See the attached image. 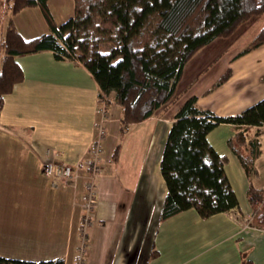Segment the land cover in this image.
<instances>
[{"label": "crops", "instance_id": "0c3cea01", "mask_svg": "<svg viewBox=\"0 0 264 264\" xmlns=\"http://www.w3.org/2000/svg\"><path fill=\"white\" fill-rule=\"evenodd\" d=\"M48 3L58 24L75 14V0ZM14 21L25 38L51 31L39 6L22 9ZM242 50L227 51L222 60L225 53L216 55L202 48L190 61L199 62L197 71L202 70L199 75L200 70H194L195 86L186 98L197 95L199 107L217 115L240 113L262 99L264 44ZM18 61L25 78L6 95L0 115V255L34 261L63 257L65 264H77L84 241L87 173L82 170L77 178L60 182L46 171V165L53 160L76 163L86 155L101 117V88L83 62L59 59L53 50L19 56ZM228 69L230 76L219 83ZM182 102L163 105L124 136L120 134L122 108L116 102L109 105L104 171L97 207L86 227V264H264V227L251 222L249 180L228 145L236 127L232 123L219 124L208 138L229 157L226 172L239 207L208 218L191 208L160 219L168 193L161 161L173 115ZM131 132L140 141L133 145L132 139L125 150L129 159L122 167L123 181L118 174L123 163L112 156ZM253 132L254 128L249 136ZM261 139L264 148V133ZM256 165L255 185L264 188V151Z\"/></svg>", "mask_w": 264, "mask_h": 264}, {"label": "trees", "instance_id": "16d2710c", "mask_svg": "<svg viewBox=\"0 0 264 264\" xmlns=\"http://www.w3.org/2000/svg\"><path fill=\"white\" fill-rule=\"evenodd\" d=\"M5 1L10 18L1 41L0 115L6 95L25 78L18 57L49 49L59 59L66 54L83 62L100 85V97L121 106V136L177 100L185 65L202 48L264 15V0H75V14L58 24L49 0ZM31 6L41 7L51 31L25 38L14 15ZM263 44L264 24L241 53ZM230 74L228 69L219 83ZM197 101V95L189 96L173 115L161 161L168 193L160 219L191 208L208 218L239 207L226 172L229 157L218 152L208 138L226 122L236 125L228 145L249 180L251 222L264 227V188L255 185L259 176L256 160L264 151V97L234 115H217L199 107ZM121 150L119 142L113 160L120 159ZM0 264H65V259L34 261L0 255Z\"/></svg>", "mask_w": 264, "mask_h": 264}, {"label": "built area", "instance_id": "2783aa9c", "mask_svg": "<svg viewBox=\"0 0 264 264\" xmlns=\"http://www.w3.org/2000/svg\"><path fill=\"white\" fill-rule=\"evenodd\" d=\"M62 59L71 60L66 54ZM74 60V59H73ZM102 115L96 123L97 134L83 158L76 162L51 161L46 165V171L60 182H67L77 178L82 170H86L87 178L85 183V214L83 217V244L79 247L77 264H86V252L88 237L86 227L91 222L94 211L97 207L98 182L104 171L103 167V140L108 133V110L106 104L100 107Z\"/></svg>", "mask_w": 264, "mask_h": 264}, {"label": "rangeland", "instance_id": "374dc122", "mask_svg": "<svg viewBox=\"0 0 264 264\" xmlns=\"http://www.w3.org/2000/svg\"><path fill=\"white\" fill-rule=\"evenodd\" d=\"M9 18H10V12L8 10L7 3L5 0H0V53L2 51L1 41L4 37L5 27H6V24H7ZM263 21H264V15L262 17L253 18V19L243 23L232 36H230V37H217L212 42H210L208 45H206L204 47V49H210V50L214 51L212 53H214L216 55H220V54L225 53V55L222 57V60H223L228 55L227 51L236 50V49H244L245 46L250 42V40L259 31L261 25L263 24ZM207 51H209V50H207ZM222 51H224V52H222ZM189 62L185 65L184 76L182 77V79L179 83L178 89H177V97L178 98H177L176 102H178V103L185 100L186 96H188L190 94V90L192 91L193 87L195 86L194 79L196 77L193 78V76L195 74L194 70L197 71L196 65L199 62L198 63L196 61L190 62V63ZM201 70L199 71L198 75L201 73ZM215 70H216V68H214L213 71H215ZM110 101H112V100H110ZM105 104L107 106V110H108V114H109L110 113L109 105L111 104V102H109L108 97H106V96L100 97L99 96V111H100V113H101V110H100L101 105L104 106ZM102 114L103 113H101V117L103 118L104 115H102ZM104 117H107V116H104ZM129 135L131 137H129ZM129 135L126 136L122 142L123 145H122V150H121V154H120V161L123 164H119L120 170L118 171V174L122 178L123 181L126 179H125V174H124V170H123L124 168H122V167L125 165V161L129 159L128 153H126L125 150L128 148V145H131L132 139H134L133 145L136 142H138V140L140 141V136H138L137 133L131 132ZM144 142L145 141L143 140L142 143H144ZM146 145H147V143L144 146L145 149H147V147H148Z\"/></svg>", "mask_w": 264, "mask_h": 264}]
</instances>
